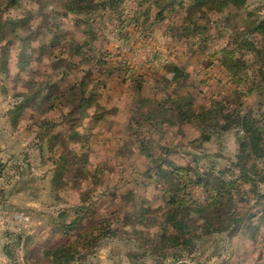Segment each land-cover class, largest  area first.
Returning a JSON list of instances; mask_svg holds the SVG:
<instances>
[{"label":"trees","instance_id":"trees-1","mask_svg":"<svg viewBox=\"0 0 264 264\" xmlns=\"http://www.w3.org/2000/svg\"><path fill=\"white\" fill-rule=\"evenodd\" d=\"M36 1L0 0V72L6 74L4 70L8 64L10 48L16 45L13 41L18 42L15 59L12 62L13 67L19 71L29 69L24 79L27 91L9 96H13L16 101L8 110L7 116L14 129L18 128L21 120L25 119V112L30 109L48 118L27 126L29 130L39 132L37 140L40 145L38 144L37 147L41 153L46 150L53 160L48 173L55 200L66 203L62 196L66 189L64 187L67 185L64 178L67 171L73 167L82 171L80 167H84L87 163L88 155L83 151L86 150L84 142L92 138L94 129L103 123L105 117L103 112L101 113L104 107L97 105V100L105 94L108 79L117 75V72L110 69L94 83L91 82V71L82 78L76 76L77 78L72 79L78 69H81V64L88 61L85 58L87 53H93L92 57L96 58L98 63L101 62L99 51L92 47V42L79 43L71 40L63 51H59L60 39L56 36L50 39L46 47L42 45L36 49L33 46L36 40L27 29L31 14L22 11L21 8L25 3L35 4ZM128 2L130 0H64L60 11L55 9L49 11L48 16L61 21L72 16L74 17L72 22L76 25L85 23L87 32L90 34L92 30L90 21L84 22L79 18L80 16L93 12L96 14L100 11L102 18L118 15V21L125 22V7ZM139 4L141 10H130L131 14H128L127 20L130 23L139 25L143 19L144 22L139 26L144 27L147 33H152L156 28H161L178 11L185 10L187 17L178 27L179 33L171 39L178 41L195 39L194 42L206 44L211 38H215L214 41H217V38H226L224 32L209 35L211 31L209 28L215 23V19L212 18L225 14L224 11L228 7L242 10L247 0H140ZM11 12L20 14L11 16ZM246 21V27L234 38L229 36L220 50L222 54L220 66L228 72L231 82L236 86L234 98L225 97L214 100L208 108L196 107L190 96L178 94L172 96L166 92L161 97L151 92L147 96L144 87L147 81L142 78L137 81L128 76L125 78L132 80V84L138 85L136 92L141 97L140 107L129 126V137L139 145L143 155L152 157L148 155L147 150L151 146L150 143L146 144L148 137H145L149 132L152 134L154 130L157 135L165 129L191 123L202 129L204 142L212 140L213 134L222 136L229 132H236L238 151L231 167L227 171L216 172L211 165V170L204 173L196 171L191 175L188 168L178 166L170 159L169 156L173 155L175 150H172L169 145L168 148H166L167 145H160L165 157L149 158L152 165L150 178L173 182L174 185L173 189L164 191L165 203L161 208L153 209L139 204L138 206L133 202L131 205L127 204L128 206H112L106 214L103 212L98 216L101 220L98 221L95 217L91 225L84 226L83 219L85 220L95 212H92L91 204H86L90 198L85 197V201L82 197L77 205L73 203L64 209L52 211V217H47L51 228L50 238L38 244L37 248L43 249L39 259H33L30 254H27L31 264H71L76 258L86 259L90 254L95 253L105 240H113L121 232L124 233L125 229L137 250L130 253L134 264L160 263L165 262L169 257L178 262L186 255L192 256L201 252L203 239L208 236L215 238L213 245L211 244L213 247L211 256L225 254L229 257L227 248L221 249L220 246L223 244L224 247L226 243L228 244V239L232 240L237 235H249L251 239L256 238L260 224L255 227L256 229L249 225L256 215L244 214L246 208L240 206L248 205L253 199L256 201L264 199L260 189V186H264V102L259 101L253 108L246 106L243 100L250 96H257L264 84V42L260 43L262 40L258 39V36L264 38V19L255 13H249ZM168 27L164 37L170 39V27L169 29ZM8 35L12 39H6ZM38 35L37 33L36 36ZM34 49V53H39L36 59L40 62L43 61L42 55L45 52L48 53L47 58L51 60L52 72H57L56 75H47L41 69L32 67L36 59L32 61L33 54H30V50ZM170 49L175 51L174 47ZM236 53H249L256 69L251 72L248 63L242 64L241 58L236 59ZM77 59H81V62H77ZM123 64L126 66V62ZM258 64H262L259 69H257ZM124 72L129 73L128 70ZM170 73L173 74L171 84L178 83L184 76V70L175 65ZM125 82L119 81L121 85ZM249 83L251 84L249 87L244 86ZM242 86L245 90L240 91ZM4 89L8 93L9 89L5 87ZM57 112H59L60 120L49 117ZM60 127L70 133L69 144L71 141L77 142L73 149L77 154L73 160L64 155H57V150L62 144L60 140L62 130H58ZM27 155L21 158V161H26ZM155 164L156 172L153 171ZM233 171H236L238 175L235 179L228 180L226 173L233 175ZM23 173L22 167L14 160L8 163L0 162V177L2 176L5 182H10L11 179ZM78 176L76 174L75 178L78 179ZM184 177L188 178L192 186L204 190L207 197L203 203L185 199L183 192L187 185ZM246 187H249L247 192L245 190L242 192L241 189ZM136 197V193L130 194L128 200L132 201ZM95 210H98L97 207ZM56 213H58L57 216ZM260 223H264V218ZM54 237L60 238L59 244H51L50 240ZM33 241L32 238L26 240L28 244Z\"/></svg>","mask_w":264,"mask_h":264},{"label":"rangeland","instance_id":"rangeland-1","mask_svg":"<svg viewBox=\"0 0 264 264\" xmlns=\"http://www.w3.org/2000/svg\"><path fill=\"white\" fill-rule=\"evenodd\" d=\"M139 2L140 0H130L126 4L125 22L118 21V15L112 18L110 16L102 18V12L100 11H97L96 14L93 12L80 16L79 18L84 22L90 21V26H92L90 34L87 32V25L84 22L81 25L74 24L72 22L74 17L72 16L63 21L48 16L49 11H54V9L60 11L64 0H37L35 4L28 2L21 6L22 11L31 14L27 29L36 40L33 42L36 49L42 45L46 47L51 38L58 36L60 39L59 51H63L71 40H76L79 43L92 42V47L99 51L101 62L98 63L96 58L92 57L93 53H87L85 58L88 61L81 64V69H78L76 74L74 73L72 79L76 76L82 78L91 71V82L94 83L100 79L104 72L106 74L110 69L117 72V75L110 77L111 79L107 78L105 94L97 100V105L104 107L101 113L103 112L102 114L105 117L103 123L94 129L92 138L84 142L86 150L83 151L87 152L88 161L84 167H80L81 170L83 169L82 171L76 167L67 171L64 178L67 185H65L64 189H66L62 194L66 203H59L53 196L50 186V174L48 173L53 160L46 150L41 153L37 147L39 132L29 130V126H27L44 119L48 120V118H44L38 115L36 110L32 111L30 109L25 112V119L21 120L18 128L14 129L7 116L8 110L16 101L13 96H9L27 91L24 79H26L25 75L29 70L19 71L13 67L12 61L15 59L16 46L18 47V42L13 41L16 45L10 48L11 53L4 70L6 74L0 72V162L8 163L14 160L16 164L18 163L22 167L24 173L20 176L19 186L23 190L24 196H32L39 203L38 213L41 215H38V219L40 220L47 221L46 219L52 217V211L60 208L64 209L73 203L77 205L82 197L86 201L85 197L87 196L90 201H86V204H91L93 206L91 210L95 213L89 215L85 220L83 219L84 226L91 225L95 221V217L98 218L103 212V214H106L112 206L118 205L121 207L122 205L136 203L153 209L161 208L165 203L164 191L173 189L174 185L173 182L168 183L163 180L158 181L154 177L150 178L152 165L149 158L165 157L160 145H167L166 148L169 145L172 150H175V153L169 156L170 159L176 165L188 168L191 175L196 171L204 173L211 170V165L214 166L216 172L227 171L235 159L238 151L235 131L222 136L213 134L212 140L204 142L202 140V129L191 123L165 129L157 135L154 130L152 134L149 132L145 137H148L146 144L150 143L151 146L147 150L148 155L150 154L152 157H147L146 154L143 155L139 145L129 137V126L140 107L141 97L136 92L138 85L132 84V80L125 78L128 76L136 80L142 78L147 81L144 86L146 88L145 95L147 96L149 92L153 95L157 94L158 97H161L164 92L172 96H175V94L190 96L196 107L208 108L214 100L225 97L234 98L233 93L236 86L231 82L228 72L220 66L219 61L222 57L220 50L224 47L229 36L234 38L237 33L246 27V19L249 13H255L258 17L264 19V0H247V4L242 10L228 7L222 16L214 17L213 15L214 18L212 19H215V23L209 28L211 30L209 35L224 32L226 38H217V41H214L215 38H211L206 44L194 42L195 39L187 41L171 39L179 33L178 27L187 17L185 10L178 11L161 28H156L152 33H147L144 27L139 26L144 22L143 19L139 22V25L130 23L127 20L128 14H131L130 10H141ZM19 14V12L10 13L11 16ZM168 26L170 27V39L164 37V32ZM37 33L38 36H36ZM6 39L12 38L8 35ZM258 39L262 40L260 43L264 42V38L258 36ZM171 47H174L177 52L171 50ZM34 51L35 49L30 50V54H33L32 61L38 59L39 56V53H34ZM47 56L48 53L45 52L41 57L43 61L40 62L36 59L32 63V67L41 69L47 75H56L57 72H52L51 60ZM239 58L242 59V64L248 63L251 72L256 69L249 53H236V59ZM77 62L80 63L81 59H77ZM123 62H126V66ZM174 65L184 70V76L179 79L178 83L171 84L170 80H172L173 74L170 73V70ZM260 66L262 64H258L257 69ZM126 70L129 73H125ZM119 81L120 83L122 81L126 82L121 85ZM250 85L249 83L244 86L249 87ZM244 86L240 87V91L245 90ZM4 87L9 89L8 93ZM247 98L243 100L245 105L253 108L258 105L259 101L264 102V84L257 96ZM90 111L88 112L90 113ZM49 117L51 119L56 117L55 120L57 121L61 119L59 118V112ZM58 130H62L60 139L62 144L57 150V155H64L73 160L75 154H77L73 150L77 142L76 140L71 141L70 145L68 143L70 133L61 127ZM26 154H28L27 160L21 161V158H25ZM153 167V171L156 172V164ZM76 174L79 175L78 179L75 178ZM237 175L238 173L233 171V175L226 173V178L233 180ZM184 181L187 185L186 190L183 192L185 199L190 202L203 203L207 197L204 190L192 186L187 177H184ZM260 187L261 193L264 195V186ZM248 189L249 187L242 188L241 191L245 190L247 192ZM133 193H136L137 197L132 201L128 200L130 194ZM125 196H127L126 199H123ZM96 207L97 211L95 210ZM240 207L246 208L244 214L256 215L249 224L253 229H256L255 227L260 224V230L256 238L251 239L249 235H237L232 240L228 239L225 248L223 244L220 246L221 249L227 248L229 257L224 254L221 256L216 255L215 259H211L213 254L211 244L213 245L215 238L208 236L203 239V246L200 247L201 252L192 256L186 255L183 262L185 264H197L198 262L200 264H264V223H260L264 218V199L261 201L253 199L248 205L242 204ZM25 216H33L34 219H31V221H36L35 216L32 214ZM99 220L101 219L98 218ZM123 232L120 233L122 236L116 240L113 246L114 249H119L121 253L133 251L135 247L125 238L129 237L126 233L127 230L125 229ZM108 245L110 246L111 243ZM76 260L85 263V259L80 257L74 261ZM163 262H149V264H161ZM166 262L163 264H170L172 260Z\"/></svg>","mask_w":264,"mask_h":264},{"label":"crops","instance_id":"crops-1","mask_svg":"<svg viewBox=\"0 0 264 264\" xmlns=\"http://www.w3.org/2000/svg\"><path fill=\"white\" fill-rule=\"evenodd\" d=\"M3 179L4 178L1 176L0 264H14L15 250L19 245H24L26 256L30 254L33 259H39L43 249H38L37 246L41 242L49 240L51 229L50 222L48 219H46L47 221L38 219V215H41L38 213L40 205L32 196H24L23 190L19 186L21 182L20 176L11 179L10 182H5ZM28 214L35 216L36 221H33L32 224H26L22 220V217ZM31 218L34 219L33 216H31ZM120 236L122 235L115 237L110 242L105 240L94 254L85 259L84 264H134L130 258V253L135 249L133 251H127L126 253H121L119 249H114L113 246ZM127 236L130 235L128 234ZM30 238L34 241L28 244L26 240ZM125 238L128 242L133 244L130 237ZM50 241L52 245H57L60 242V238L54 237L51 238ZM110 243L111 245L109 246L108 244ZM211 259H215V257L211 256ZM171 260L172 262L170 264H185L183 262L184 259L175 262L172 257H169L166 261L169 262ZM197 264H200V262Z\"/></svg>","mask_w":264,"mask_h":264},{"label":"built area","instance_id":"built-area-1","mask_svg":"<svg viewBox=\"0 0 264 264\" xmlns=\"http://www.w3.org/2000/svg\"><path fill=\"white\" fill-rule=\"evenodd\" d=\"M31 217L23 216L22 220L26 224H32L33 220L31 221ZM14 264H31L26 256L24 245H19L15 250V258H14ZM71 264H83L79 260H76L72 262Z\"/></svg>","mask_w":264,"mask_h":264}]
</instances>
